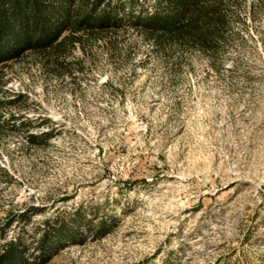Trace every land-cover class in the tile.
I'll return each mask as SVG.
<instances>
[{
	"label": "rangeland",
	"instance_id": "rangeland-1",
	"mask_svg": "<svg viewBox=\"0 0 264 264\" xmlns=\"http://www.w3.org/2000/svg\"><path fill=\"white\" fill-rule=\"evenodd\" d=\"M234 3L215 65L130 26L3 64L0 224L33 205L28 241L78 207L111 226L46 264H264V0Z\"/></svg>",
	"mask_w": 264,
	"mask_h": 264
},
{
	"label": "trees",
	"instance_id": "trees-1",
	"mask_svg": "<svg viewBox=\"0 0 264 264\" xmlns=\"http://www.w3.org/2000/svg\"><path fill=\"white\" fill-rule=\"evenodd\" d=\"M233 7L234 0H0V67L28 51L59 63L74 48L84 49V41L124 26L138 30L156 53L194 49L208 53L215 65ZM0 81L6 82L1 72ZM26 137L31 143L37 138ZM40 212L32 205L8 213L0 224V264H46L65 244L82 243L83 230L100 237L111 227L103 219L94 224L78 207L66 216L44 219L28 241L25 227ZM13 226L17 231L7 237Z\"/></svg>",
	"mask_w": 264,
	"mask_h": 264
}]
</instances>
